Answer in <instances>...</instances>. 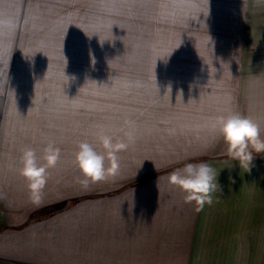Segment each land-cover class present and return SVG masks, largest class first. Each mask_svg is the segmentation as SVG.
<instances>
[{
    "label": "crops",
    "instance_id": "obj_1",
    "mask_svg": "<svg viewBox=\"0 0 264 264\" xmlns=\"http://www.w3.org/2000/svg\"><path fill=\"white\" fill-rule=\"evenodd\" d=\"M248 39L264 40V34ZM263 46L257 50L264 51ZM184 51L185 56L191 53ZM242 51L217 55L209 70L203 59L170 64L166 80L151 77L152 82L139 85L132 102L118 108L120 119L135 128V141L125 150L128 160L139 167L174 169L207 161L220 185L211 204L200 208L195 201L186 202L165 181L164 188L152 192L106 185L73 191L80 173L75 179L66 176L62 169L73 165L61 160L39 203L30 199L25 178L19 181L32 208L18 211L20 198L5 205L8 222L0 230V264H264V154L254 157L248 171L226 154L223 141L209 127L216 116L235 111L259 120L264 135V57ZM95 103L79 98L75 104L93 115ZM100 104L111 119L107 100ZM71 114L89 119L77 110ZM118 126L122 128H106L129 125ZM71 135L81 136L78 130ZM67 144L65 151L73 152L74 144ZM55 183L61 191L53 188ZM57 204L63 206L27 218L37 208Z\"/></svg>",
    "mask_w": 264,
    "mask_h": 264
},
{
    "label": "rangeland",
    "instance_id": "obj_2",
    "mask_svg": "<svg viewBox=\"0 0 264 264\" xmlns=\"http://www.w3.org/2000/svg\"><path fill=\"white\" fill-rule=\"evenodd\" d=\"M262 34L261 0H0V230L8 222L7 202L20 198L18 211L32 208L19 182L24 180L18 173L22 146L54 140L61 160L73 165L62 171L75 179L79 171L73 162L75 150L65 151L67 143L75 148L79 140L94 142L93 133L100 126L118 128L126 123L118 108L132 102L139 85L152 82L151 77L164 81L168 65L192 59L198 63L203 59L209 70L217 55L230 57L234 50L249 49L245 53L264 57V51L257 50L264 40L248 39ZM185 48L192 54L185 56ZM79 98L96 102L93 115L82 104L78 110ZM105 100L111 119L100 104ZM75 110L89 119L74 118ZM76 130L80 137L71 135ZM58 132L63 136H56ZM126 151L120 153L117 174L88 185L133 192L166 186L163 181L167 183L173 167L135 166ZM60 186L53 184L55 190L61 191ZM71 186L73 191L84 188ZM63 204L37 208L27 218Z\"/></svg>",
    "mask_w": 264,
    "mask_h": 264
},
{
    "label": "clouds",
    "instance_id": "obj_3",
    "mask_svg": "<svg viewBox=\"0 0 264 264\" xmlns=\"http://www.w3.org/2000/svg\"><path fill=\"white\" fill-rule=\"evenodd\" d=\"M126 123L129 125L127 129L112 130L100 126L93 133L94 142L88 139L77 142L73 162L81 173V185L86 187L89 183L105 180L118 173L120 153L135 141V128L130 121ZM209 127L214 138L223 141L226 154L248 171L254 157L264 154L261 123L251 115L230 111L216 116ZM120 131L123 135L117 134ZM60 160L61 148L54 140H48L42 146L21 147L18 173L27 181L29 197L33 202L41 201L49 169L55 168ZM217 177L216 169L207 161L189 162L168 173L167 184L178 188L186 202L195 201L203 208L206 203H212L213 193L220 186Z\"/></svg>",
    "mask_w": 264,
    "mask_h": 264
}]
</instances>
